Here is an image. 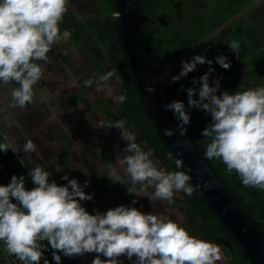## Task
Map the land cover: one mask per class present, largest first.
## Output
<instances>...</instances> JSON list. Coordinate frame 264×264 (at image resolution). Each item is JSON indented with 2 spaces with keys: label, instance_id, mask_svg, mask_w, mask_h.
<instances>
[{
  "label": "clouds",
  "instance_id": "1",
  "mask_svg": "<svg viewBox=\"0 0 264 264\" xmlns=\"http://www.w3.org/2000/svg\"><path fill=\"white\" fill-rule=\"evenodd\" d=\"M68 3L69 0H0V81L20 85L12 92L20 107L32 101V86L43 75L42 67L34 61L47 62L51 47L71 38L69 30L60 29ZM228 46L239 54L237 41ZM205 63L211 65L212 61L202 55L182 61L180 74L172 80L186 77L198 64ZM216 63L225 70L231 67L223 55L216 58ZM214 70L210 67L199 81L193 80V84H201L199 99L193 98L195 88L186 89L189 107L211 114L212 122L202 131V136L210 139L205 158L222 160L227 172H235L245 187L264 190V87L217 95L219 80L214 86L209 85ZM111 75L108 73L104 79ZM147 90L155 91L151 87ZM114 99L123 103L125 97ZM165 109L174 112L181 122L180 134L184 135L187 132L184 126L191 121L184 103L173 101ZM124 125L125 121L119 120L109 127L121 130V138L128 142L125 151L130 154L117 161L131 178L133 187L127 192L140 196L149 187L154 188L148 196L151 203L157 199L171 202L181 191L191 195L194 191L189 184L191 177L183 171L158 168L150 153L141 150L135 143V135L125 130ZM94 127L103 128V121ZM165 135L173 136L174 130L166 129ZM9 149V145L0 144V151ZM35 150L31 141L24 145L25 153ZM175 163L177 168L183 166L182 160ZM112 174L113 183L123 184L115 168ZM29 176L35 184L31 190L25 188L23 176L13 175L9 184L0 185V241L22 264H41L42 260L43 264H49L43 241L54 250L56 264L61 261L58 253L69 258L96 253L92 264H123L121 256L130 261L135 257L133 264H217L224 259L218 244L190 235L179 222L164 215L146 214L124 205L90 214L81 204L93 199L84 191L88 181L81 185L65 174L61 179L67 184L61 186L55 180L50 181V173L41 166L31 169ZM101 255L106 259H101Z\"/></svg>",
  "mask_w": 264,
  "mask_h": 264
},
{
  "label": "trees",
  "instance_id": "2",
  "mask_svg": "<svg viewBox=\"0 0 264 264\" xmlns=\"http://www.w3.org/2000/svg\"><path fill=\"white\" fill-rule=\"evenodd\" d=\"M138 1L141 32L146 53L151 66L158 69L195 43L200 42L255 0ZM94 2L97 11L94 18L84 19L85 29L77 26L78 18L76 19L75 13L69 10L67 13L68 23H73V26L69 29L68 26L65 27V24L61 23V32L69 30L71 32L69 40L72 42L83 41L92 50H95L101 58L107 59L110 69L100 70V76L105 77L108 73H112L108 79L120 78L123 83L125 100L119 110L121 120L125 121L127 127L137 128L144 141L152 149L164 148L173 159L176 167L175 161L177 159L160 134L134 79L117 16L118 0H94ZM246 13L231 21L206 42H202L186 55L179 65H174L170 69L171 77L178 76L182 70V61H191L194 55L205 56L212 61L211 65L207 63L198 64L196 69L188 73L186 77L175 82L171 78L163 87L169 103L173 101L184 103L191 117L190 124L184 127L187 128V133L204 157L210 139L202 136V131L212 120L210 113L199 108H190L188 105L187 88H195L197 91L193 98L199 99L198 90L201 84H193V80L199 81L201 76L209 72L210 67L214 68L215 70L209 76V85L214 86L215 82L219 80L220 87L217 95H221L225 91L234 94L237 91L256 89L264 83V33L259 30V27L264 29V25L255 26ZM232 41H237L240 45L238 55L228 46ZM221 55L227 57V61L231 64L230 69L225 70L216 63V58ZM206 160L235 201L264 236V190L245 187L235 172H227L226 165L222 160ZM177 169L189 175L183 167ZM10 181L8 180L6 185ZM31 181L30 179L29 182ZM189 184L194 188L193 195L196 201L208 210L211 218L218 224L226 242L233 245L239 258L246 264H256L218 217L192 178ZM12 202L16 203L14 199ZM43 242L46 245L44 255L51 251L48 259L50 264H56L52 255L54 250L51 249L47 241ZM1 252L0 250V257ZM58 254L61 256L60 264H75L74 262L70 263V260H67L63 253ZM0 264H3L1 260ZM41 264H43V260Z\"/></svg>",
  "mask_w": 264,
  "mask_h": 264
},
{
  "label": "crops",
  "instance_id": "3",
  "mask_svg": "<svg viewBox=\"0 0 264 264\" xmlns=\"http://www.w3.org/2000/svg\"><path fill=\"white\" fill-rule=\"evenodd\" d=\"M69 10L72 11L68 5ZM67 13L62 23L70 29L73 23H68ZM77 18V26L85 29L84 22L76 15ZM70 41L61 40L54 44L47 53V62L34 61L42 67L43 75L32 86V101L26 107L16 105L12 97L13 90L20 85L15 81L8 84L0 81V144L9 145L16 151H0V185H6L13 175L23 176L25 188L31 190L35 184L29 182V172L41 166L50 173L49 180H55L61 186L67 184L61 179L65 174L69 179H77L81 185L88 181L89 185L84 191L91 194L93 199L81 201V204L90 214L104 213L120 205L133 207L131 201L139 198L135 208L141 212L156 213L152 204H161L156 207L162 215L179 222L188 230L184 226L186 217L181 216L182 210L186 209L176 197L171 202L157 199L151 203L148 196L154 192V188L149 187L140 196L127 192L128 188L133 187L131 178L119 170L117 166L120 165L115 162L123 155L122 145L116 147L112 144L114 141L107 140L116 129L107 125L105 116H117L121 120L120 107L114 106L112 109L110 102L113 96L116 97L115 89L118 85L121 88L123 83L120 78L104 79L100 76L97 60H107L105 57L101 58L83 41ZM108 94H112V97L109 98ZM99 121H103L104 127L97 129L94 125ZM28 141L35 145L34 152H24V145ZM113 168L123 179V184L111 183L114 179ZM135 187L139 188V185ZM194 225H198L197 221ZM199 226L202 227V224ZM2 247L0 244L1 251ZM50 253L45 254L47 259ZM96 255L89 253L66 259L75 264H92ZM100 258L106 259L102 255ZM119 259L123 264H133L135 257L132 261L126 256ZM0 260L6 264L3 252ZM15 260L17 264H22L17 258Z\"/></svg>",
  "mask_w": 264,
  "mask_h": 264
},
{
  "label": "water",
  "instance_id": "4",
  "mask_svg": "<svg viewBox=\"0 0 264 264\" xmlns=\"http://www.w3.org/2000/svg\"><path fill=\"white\" fill-rule=\"evenodd\" d=\"M262 0H255L229 21L211 32L200 42L182 52L176 58L181 60L202 42H206L217 32L226 27L234 19L244 15L249 9ZM118 19L129 64L140 94L149 109L151 116L165 140L169 150L176 159L183 161V168L191 176L200 192L209 202L218 217L241 243L247 253L256 262L264 264V236L232 197L222 180L214 172L199 148L186 132L180 134V121L171 110L163 91L166 83H162L156 70L151 66L141 32L139 1L118 0ZM172 62V61H170ZM169 62V63H170ZM155 91H148V88ZM174 130L173 136L165 135V130Z\"/></svg>",
  "mask_w": 264,
  "mask_h": 264
},
{
  "label": "rangeland",
  "instance_id": "5",
  "mask_svg": "<svg viewBox=\"0 0 264 264\" xmlns=\"http://www.w3.org/2000/svg\"><path fill=\"white\" fill-rule=\"evenodd\" d=\"M68 5L70 6V9L75 13L80 19L84 22V19H90L94 18L95 13L97 11V6L94 2V0H69ZM249 12V13H248ZM246 14L248 15V18L250 21H252L255 26L259 27V25H264V0L260 1L256 5H254L251 9H249ZM81 27V26H79ZM262 27V26H261ZM84 29V28H81ZM80 29V30H81ZM259 30L263 32L264 29L259 27ZM81 44V43H80ZM82 45V44H81ZM86 45V43H85ZM82 47V46H81ZM97 63L99 64V70H109L110 65L107 60H97ZM179 60L177 58L173 59L172 62L166 64L165 66H162L158 69H155L159 79L162 81V83H168L169 80L172 78L170 69L174 65H179ZM98 70V72H99ZM259 87H264V83L260 84ZM91 90V88L89 89ZM87 92V90H85ZM116 91V97L123 95V85L121 88L118 87L115 89ZM114 92V91H113ZM110 95V94H108ZM107 95V96H108ZM109 98L112 97V94L108 96ZM115 96H113L110 106L113 109L115 106L116 108L121 107L122 103L116 102L114 99ZM106 116V121L107 125H114L117 121L120 119L117 116H112V115H105ZM112 129V127H110ZM108 127V130L110 129ZM124 129L127 130L128 132L132 133L135 135V143H137L142 151L149 152L150 153V158L153 160V162L156 164L158 168H163L166 169L169 172L172 171H178V169L175 167L173 163V159L170 157L169 153L164 149V148H156L152 149L151 147L148 146V144L144 141L142 138L141 134L137 130V128L132 127L129 128L124 125ZM117 130V131H116ZM111 136H108L107 140H111V142L114 146L117 147L120 144L122 145V154L121 157L118 159H122L124 156L129 155L130 153H127L125 151L126 144L128 143L127 141H124L121 138L120 131L116 129ZM116 160L115 162H117ZM106 166V165H105ZM117 166V165H116ZM119 170H121L123 173V169L120 166H117ZM113 183V182H111ZM180 193V194H179ZM177 193L178 195H174V197L177 198V200L183 202V206L185 207L186 210H182V217H186L185 220V227L188 228L191 232L189 233L190 235L194 237H200V239H204L213 243H216L220 246L222 254H223V261L222 262H229L230 264H246L244 261L239 258L238 254L235 251V248L233 245L229 244L226 242L224 235L221 233L218 224L216 223L215 220H213L208 212V210L201 204H199L196 201L195 196L193 193L191 195H187L183 193L182 191ZM173 197V200L175 198ZM139 200V198H137ZM135 199V201L137 200ZM133 200L131 201V206L135 207L137 205V201L135 204L132 203ZM153 208L155 209L156 213L155 215H162V212L159 211V208H157V205H161L158 203L152 204ZM166 210V209H165ZM159 211V212H158ZM168 212V210H166ZM188 212V213H187ZM153 213V214H154ZM197 221L198 225H194V223ZM202 224V227L199 225ZM187 230V231H188ZM228 253V254H227ZM226 259V260H225Z\"/></svg>",
  "mask_w": 264,
  "mask_h": 264
},
{
  "label": "built area",
  "instance_id": "6",
  "mask_svg": "<svg viewBox=\"0 0 264 264\" xmlns=\"http://www.w3.org/2000/svg\"><path fill=\"white\" fill-rule=\"evenodd\" d=\"M0 244L3 246L2 247V252L4 253L5 256V260H6V264H17V261L15 260V256L14 255H10L7 251H6V246L3 242L0 241ZM15 258V259H14Z\"/></svg>",
  "mask_w": 264,
  "mask_h": 264
}]
</instances>
